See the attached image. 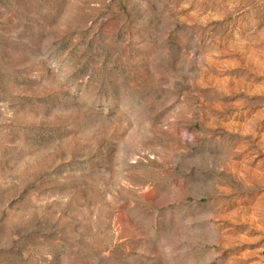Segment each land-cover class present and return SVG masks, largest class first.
I'll use <instances>...</instances> for the list:
<instances>
[{"label": "rangeland", "instance_id": "obj_1", "mask_svg": "<svg viewBox=\"0 0 264 264\" xmlns=\"http://www.w3.org/2000/svg\"><path fill=\"white\" fill-rule=\"evenodd\" d=\"M0 264H264V0H0Z\"/></svg>", "mask_w": 264, "mask_h": 264}]
</instances>
